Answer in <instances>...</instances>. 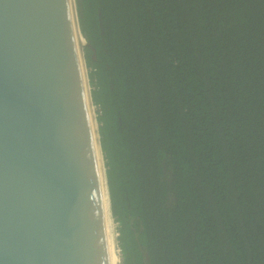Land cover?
Masks as SVG:
<instances>
[{
	"label": "trees",
	"instance_id": "16d2710c",
	"mask_svg": "<svg viewBox=\"0 0 264 264\" xmlns=\"http://www.w3.org/2000/svg\"><path fill=\"white\" fill-rule=\"evenodd\" d=\"M121 264H264V0H76Z\"/></svg>",
	"mask_w": 264,
	"mask_h": 264
},
{
	"label": "water",
	"instance_id": "95a60500",
	"mask_svg": "<svg viewBox=\"0 0 264 264\" xmlns=\"http://www.w3.org/2000/svg\"><path fill=\"white\" fill-rule=\"evenodd\" d=\"M87 47L76 0H0V264H115Z\"/></svg>",
	"mask_w": 264,
	"mask_h": 264
},
{
	"label": "bare ground",
	"instance_id": "6f19581e",
	"mask_svg": "<svg viewBox=\"0 0 264 264\" xmlns=\"http://www.w3.org/2000/svg\"><path fill=\"white\" fill-rule=\"evenodd\" d=\"M111 223V232H112V240H113V248H114V256H115V264H119V257H118V251H119V247L118 244H116L115 241V231H114V223L112 222V220H110Z\"/></svg>",
	"mask_w": 264,
	"mask_h": 264
},
{
	"label": "rangeland",
	"instance_id": "374dc122",
	"mask_svg": "<svg viewBox=\"0 0 264 264\" xmlns=\"http://www.w3.org/2000/svg\"><path fill=\"white\" fill-rule=\"evenodd\" d=\"M114 231H115V241H116V244H118L117 243V237H118V232H117V228H118V224H116V223H114ZM118 257H119V264H121V252H120V250L118 251Z\"/></svg>",
	"mask_w": 264,
	"mask_h": 264
}]
</instances>
